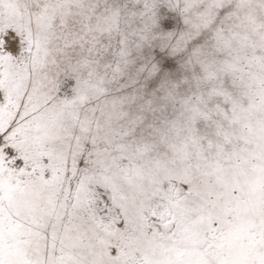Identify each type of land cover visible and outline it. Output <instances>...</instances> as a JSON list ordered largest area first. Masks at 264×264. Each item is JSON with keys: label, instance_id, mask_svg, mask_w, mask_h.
Listing matches in <instances>:
<instances>
[{"label": "snow or ice", "instance_id": "obj_1", "mask_svg": "<svg viewBox=\"0 0 264 264\" xmlns=\"http://www.w3.org/2000/svg\"><path fill=\"white\" fill-rule=\"evenodd\" d=\"M0 264H264V0H0Z\"/></svg>", "mask_w": 264, "mask_h": 264}]
</instances>
